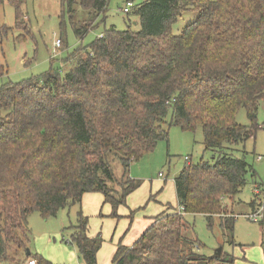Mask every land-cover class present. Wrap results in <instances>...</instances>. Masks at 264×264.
<instances>
[{
  "label": "trees",
  "instance_id": "16d2710c",
  "mask_svg": "<svg viewBox=\"0 0 264 264\" xmlns=\"http://www.w3.org/2000/svg\"><path fill=\"white\" fill-rule=\"evenodd\" d=\"M109 1L63 0V14L68 13L79 39L106 21ZM127 1L136 2L138 30L105 28L102 37L75 50L77 63L69 70L51 66L0 86V264L22 263L17 256L29 248L32 212L47 219L76 203L80 209L70 242L84 264H97L104 239L101 232L88 235L84 194H103L119 217L118 208L142 184L126 176L128 169L168 140L171 126L191 132L201 126L213 159L187 161L174 179L179 209L154 217L131 247L120 240L113 263L219 261L217 254L198 253L199 240L186 237L187 216L204 215L209 228L219 216L225 234L234 238L232 206L249 183L264 184L246 153L236 157L231 152L261 128L264 0ZM12 2L18 22L23 0ZM188 10L200 14L174 34V24ZM0 65L2 76L6 68ZM241 108L249 125L236 120ZM111 154L125 168L121 182ZM137 210H131V224ZM29 257L52 264L32 253Z\"/></svg>",
  "mask_w": 264,
  "mask_h": 264
},
{
  "label": "rangeland",
  "instance_id": "374dc122",
  "mask_svg": "<svg viewBox=\"0 0 264 264\" xmlns=\"http://www.w3.org/2000/svg\"><path fill=\"white\" fill-rule=\"evenodd\" d=\"M126 2L127 0H110L106 21L81 40L73 32L68 13L63 14V0H23L22 15L18 22L16 7L12 0H0V62L6 68V74L0 76V86L9 81L18 82L38 75L51 66L69 70L77 63V57L72 56L75 50L90 44L105 28L114 26L119 30H125L130 26L138 30L140 23L138 16L133 13L134 10L129 14L122 11ZM80 14L83 17L86 12L82 10ZM199 14L197 10L184 11L173 26V33L180 34ZM63 18L64 25H61ZM61 39L64 40V44L61 42L62 47ZM1 68L0 65V70ZM170 118L171 115L167 117L168 122ZM236 120L243 125L251 123L245 108L237 112ZM257 122L261 128L256 136L236 144L231 152L236 157L246 153L248 161L253 164L257 173L258 182L263 184V101L259 105ZM213 155V152L205 149L201 126L196 132L171 126L168 140H161L152 151L133 161L126 176L140 180L142 184L128 196L126 204L119 207V217L112 215V205L110 203L103 205V200L98 209H96V201L91 203L90 214H87L91 233L96 234L100 231L105 239L98 253L97 264L107 263L113 252V244L119 235L127 231L129 234L126 237L127 241L133 240L142 221V219L138 220L139 218L145 216L152 218L159 214L162 209L161 203H177L174 179L187 163L186 157L192 162H198L201 158L212 161ZM258 156L263 158L259 160ZM110 162L118 182H121L126 173L123 164L112 154ZM151 194L156 195V198L149 200ZM252 197L253 185L249 183L232 206L237 217L234 238L225 234L219 225V216L214 218V225L211 228L208 227L204 215L187 216L191 226L187 228L185 234L187 238L196 237L199 240L200 245L196 249L198 253L214 256L222 247L220 260L210 264H264V225L252 222L243 216L250 211L249 201ZM109 208V213L104 215ZM79 209L80 205L76 203L62 208L57 216L47 219L37 211L32 212L28 218L31 253L43 257L52 264H84L79 257L76 244L70 242L73 234L71 226L77 224ZM136 209L138 210L134 213V221L130 226L131 210ZM166 209L173 210L169 207ZM26 253L27 251L20 252L17 259H23ZM8 264L18 263L15 261Z\"/></svg>",
  "mask_w": 264,
  "mask_h": 264
},
{
  "label": "crops",
  "instance_id": "0c3cea01",
  "mask_svg": "<svg viewBox=\"0 0 264 264\" xmlns=\"http://www.w3.org/2000/svg\"><path fill=\"white\" fill-rule=\"evenodd\" d=\"M263 158V157H262ZM259 160H261V159H259ZM162 173H160V175H161ZM174 185H175V181H174ZM253 185V184H252ZM175 191H176V188H175ZM101 194V193H100ZM100 194H98V193H86V194H84V196H83V198H82V209H83V212H84V214L85 215H87V214H90V208H91V203H93L94 201H96V209H98V206L100 205V203L102 202V200H103V205L104 204H107L106 202H105V198H104V195L102 194V195H100ZM151 195H153V194H151ZM150 195V196H151ZM176 197H177V194H176ZM154 198H156V195H153V199ZM150 199V198H149ZM251 200H254V196L251 198ZM251 200L249 201V207H250V210L251 209H253L254 208V206H252L251 204H250V202H251ZM162 204V209H161V211L159 212V214H157L156 216H159V215H162V214H164V213H170L171 211H168L166 208L167 207H169V208H173V209H176V210H178L179 209V203H178V200H177V203L176 204H172L171 202H166V203H161ZM119 209V208H118ZM139 209V208H138ZM109 211H110V208L108 209V212H106V214H104V215H107V213H109ZM248 213V212H247ZM246 214V213H245ZM88 216V215H87ZM156 216H153L152 218L150 217V218H148V217H142V218H139L138 220H141L142 219V221H141V223H140V225H139V228H138V231L136 232V234L134 235V237L132 238L133 240L130 242V241H127V239H126V237H127V235H129V234H127V231H125V233L122 235H119V237L117 238V241L113 244V252H112V255H111V257L109 258V260H107V263L106 264H108V263H113V258H114V254H115V252H116V250H117V247H118V243L120 242V240L122 241V244L123 245H125V246H128V247H131L135 242H136V240L144 233V231L153 223V221H154V217H156ZM89 217V216H88ZM134 221V220H133ZM255 223H261V224H263L264 225V221H261V222H255ZM133 224V223H132ZM131 224V220H130V226L132 225ZM89 227H90V225H89ZM100 232V231H99ZM98 233V232H97ZM96 233V234H97ZM102 233V232H101ZM96 234H92L91 233V229L89 228V233H88V235L90 236V237H93V236H95ZM103 236V235H102ZM104 239V238H103ZM104 241H105V239L103 240V243H104ZM103 243H102V245H103ZM101 248H102V246H101ZM100 248V249H101ZM29 249V248H28ZM100 251V250H99ZM98 253H100V252H98ZM30 254H31V251H30ZM29 254V255H30ZM29 255L26 253V256L22 259V263H20V264H28V261L30 260V259H35V258H33V257H29ZM98 255L99 254H97V261H98ZM37 261V260H36ZM111 263V264H112Z\"/></svg>",
  "mask_w": 264,
  "mask_h": 264
},
{
  "label": "built area",
  "instance_id": "2783aa9c",
  "mask_svg": "<svg viewBox=\"0 0 264 264\" xmlns=\"http://www.w3.org/2000/svg\"><path fill=\"white\" fill-rule=\"evenodd\" d=\"M136 2L127 1L125 8L122 9L124 13L131 12ZM103 36V32H101L100 37ZM258 159H262V156H258ZM186 160L189 161L190 158L186 157ZM253 196L255 200L254 208L251 209L248 213L244 214L247 219L252 222H261L264 221V184L259 185L256 184L253 186ZM28 264H37L35 259H31L28 261ZM115 264V263H113Z\"/></svg>",
  "mask_w": 264,
  "mask_h": 264
},
{
  "label": "water",
  "instance_id": "95a60500",
  "mask_svg": "<svg viewBox=\"0 0 264 264\" xmlns=\"http://www.w3.org/2000/svg\"><path fill=\"white\" fill-rule=\"evenodd\" d=\"M221 252H222V247H220L219 249H218V255H220L221 254ZM27 254L29 255L30 254V249H27Z\"/></svg>",
  "mask_w": 264,
  "mask_h": 264
}]
</instances>
